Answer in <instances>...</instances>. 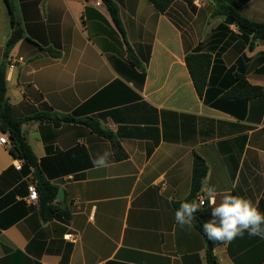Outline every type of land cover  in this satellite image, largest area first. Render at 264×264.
<instances>
[{
  "label": "crops",
  "instance_id": "0c3cea01",
  "mask_svg": "<svg viewBox=\"0 0 264 264\" xmlns=\"http://www.w3.org/2000/svg\"><path fill=\"white\" fill-rule=\"evenodd\" d=\"M112 1L125 38L102 0H0V68L14 115L77 120L22 126L41 175L64 191L65 207L51 204L69 219L42 217L39 198L29 200L34 169L11 155L10 138L0 145V264H208L210 244L217 264H264V237L208 241L193 223L181 228L174 208L190 194L198 155L208 167L199 196L212 185L218 202L243 196L264 213V95L228 96L237 75L264 89V42L215 14L214 0H175L165 13L149 0ZM220 1L264 22V0ZM14 22L24 37L6 56ZM191 53L212 58L203 96ZM88 119L113 134L126 159L81 123ZM105 150L108 166H94ZM197 203V212L211 210Z\"/></svg>",
  "mask_w": 264,
  "mask_h": 264
},
{
  "label": "trees",
  "instance_id": "16d2710c",
  "mask_svg": "<svg viewBox=\"0 0 264 264\" xmlns=\"http://www.w3.org/2000/svg\"><path fill=\"white\" fill-rule=\"evenodd\" d=\"M107 6L112 20L125 38V31L122 26L119 8L112 0H102ZM156 10L160 13H165L168 8L174 3L175 0H149ZM217 2L215 14L225 15L227 23L236 24L239 29L248 37L252 36L256 40L264 42V22H255L244 17L237 9L224 4L220 0H214ZM24 37V30L14 22L13 32L6 45V56L8 52ZM254 42L251 43L250 48H253ZM130 59L135 63V59L130 54ZM187 66L194 83L195 89L199 96H203L204 91L208 84V76L210 67L212 64V58L206 53H191L186 58ZM6 64L4 63L0 68V128L4 133L9 134L11 141L10 153L15 159H20L24 162V166L27 168H33L35 173V179L37 180L40 210L41 215L45 220H49L53 217H63L64 219L70 218V213L67 210H63L59 206H53L51 203L56 199L59 188L50 182L46 181L39 171L38 158L35 155L31 145L28 143L27 138L22 130V126L30 121H44L51 120L56 126H60L64 123L77 122L73 115H52L49 113L38 114L32 117L19 118L14 115L12 105L8 100L7 83H6ZM264 95V89L260 86L250 84L247 79L242 75H237L235 78V84L229 91L228 96L240 101H248ZM81 123L90 127L95 133L99 134L110 140L115 159L117 161L127 158V154L124 151L120 142L113 136V134L103 129L98 122L92 119L84 120ZM208 173V167L205 160L196 155L193 162L191 191L189 196L180 202L174 203V208H179L182 202H191L197 200L198 193L204 186L203 180H206ZM211 210H205L203 212H195L194 226L206 237L204 234L203 220L206 214H209ZM208 264H217V260L213 255L211 244L207 252Z\"/></svg>",
  "mask_w": 264,
  "mask_h": 264
},
{
  "label": "clouds",
  "instance_id": "9594fccd",
  "mask_svg": "<svg viewBox=\"0 0 264 264\" xmlns=\"http://www.w3.org/2000/svg\"><path fill=\"white\" fill-rule=\"evenodd\" d=\"M112 152L105 150L103 154L92 159L96 167H107ZM207 181L203 180L202 184ZM199 197V193H198ZM207 202L211 206V219L203 225L204 234L209 240L228 244L245 232L249 236L264 237V213L250 199L243 196L226 194L217 201V189L209 185L206 189ZM200 204L204 199L200 198ZM197 200L182 202L175 211V222L183 228L194 222V213L198 209Z\"/></svg>",
  "mask_w": 264,
  "mask_h": 264
},
{
  "label": "built area",
  "instance_id": "2783aa9c",
  "mask_svg": "<svg viewBox=\"0 0 264 264\" xmlns=\"http://www.w3.org/2000/svg\"><path fill=\"white\" fill-rule=\"evenodd\" d=\"M84 2L86 3H90V2H93L95 0H83ZM15 64L12 63L10 65V67H14ZM9 144V137L6 135V134H3L2 136H0V145H8ZM18 169H21V165H16ZM28 190H29V200L31 202H36L39 198V192H38V189H37V186H36V183H32L29 185L28 187ZM200 198H203L204 199V203L203 204H200L201 206H204L206 203H207V198L205 196H199V201H200ZM66 239L72 241V242H76L77 241V236L75 234H68L65 236Z\"/></svg>",
  "mask_w": 264,
  "mask_h": 264
},
{
  "label": "water",
  "instance_id": "95a60500",
  "mask_svg": "<svg viewBox=\"0 0 264 264\" xmlns=\"http://www.w3.org/2000/svg\"><path fill=\"white\" fill-rule=\"evenodd\" d=\"M57 200L59 201V202H61L62 203V206L63 207H65L64 205V191L62 190V189H60L59 191H58V194H57ZM195 214V213H194Z\"/></svg>",
  "mask_w": 264,
  "mask_h": 264
}]
</instances>
